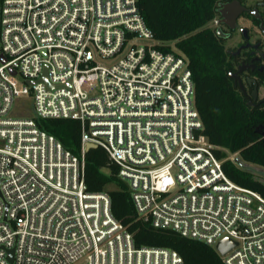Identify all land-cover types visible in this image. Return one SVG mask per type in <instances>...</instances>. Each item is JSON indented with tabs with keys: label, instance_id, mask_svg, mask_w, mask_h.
Returning a JSON list of instances; mask_svg holds the SVG:
<instances>
[{
	"label": "built area",
	"instance_id": "2783aa9c",
	"mask_svg": "<svg viewBox=\"0 0 264 264\" xmlns=\"http://www.w3.org/2000/svg\"><path fill=\"white\" fill-rule=\"evenodd\" d=\"M157 45L137 0H3L0 264H183L174 250L136 247L108 193L86 191L87 146L118 168L137 220L222 264H264V196L227 177L187 59ZM27 97L35 117L11 116ZM35 119L79 122V154ZM224 240L234 246L221 254Z\"/></svg>",
	"mask_w": 264,
	"mask_h": 264
},
{
	"label": "trees",
	"instance_id": "16d2710c",
	"mask_svg": "<svg viewBox=\"0 0 264 264\" xmlns=\"http://www.w3.org/2000/svg\"><path fill=\"white\" fill-rule=\"evenodd\" d=\"M242 0H137L145 25L165 52H177L188 61L195 87V105L203 134L219 149L227 177L234 183L264 196V181L250 166L264 169V102L248 106L228 76L226 54L215 30L208 23L219 14L220 4ZM3 0H0V9ZM264 86V76L260 78ZM37 126L53 135L65 149L80 152V124L69 119H35ZM227 150L238 163L228 159ZM84 183L89 193L107 192L111 213L132 235L134 245L176 251L183 264H222L209 246L181 237L171 230L155 229L137 220L127 185L118 168L100 148L85 154ZM113 185L114 189L107 187Z\"/></svg>",
	"mask_w": 264,
	"mask_h": 264
},
{
	"label": "flooded vegetation",
	"instance_id": "af4514ba",
	"mask_svg": "<svg viewBox=\"0 0 264 264\" xmlns=\"http://www.w3.org/2000/svg\"><path fill=\"white\" fill-rule=\"evenodd\" d=\"M233 2L220 4L214 30L226 54L228 76L237 93L248 106L256 107L264 102L260 96L264 89L260 84L264 76V0L236 1L239 7L230 9L224 18L221 5Z\"/></svg>",
	"mask_w": 264,
	"mask_h": 264
},
{
	"label": "rangeland",
	"instance_id": "374dc122",
	"mask_svg": "<svg viewBox=\"0 0 264 264\" xmlns=\"http://www.w3.org/2000/svg\"><path fill=\"white\" fill-rule=\"evenodd\" d=\"M215 20L211 21L210 23H208V27H210L211 29H215ZM260 96L264 97V89L260 90ZM11 116L13 117H35V112H34V108H33V99L31 97H27V98H20L14 101L12 110H11ZM229 160H234L237 158V155H232L230 154L227 150L222 149ZM252 167L256 172H264V169H261L260 167L257 166H250ZM257 177L264 181V176L260 175V174H256ZM109 190L114 189L113 185H109L107 187Z\"/></svg>",
	"mask_w": 264,
	"mask_h": 264
},
{
	"label": "water",
	"instance_id": "95a60500",
	"mask_svg": "<svg viewBox=\"0 0 264 264\" xmlns=\"http://www.w3.org/2000/svg\"><path fill=\"white\" fill-rule=\"evenodd\" d=\"M239 7V4L238 2H233L231 4H225V5H221V9H220V13L221 15L226 18L227 17V13L230 9H237ZM235 18V17H234ZM232 20H233V17H232ZM1 62L4 63L5 60L1 57ZM12 74L14 75L15 73L12 72ZM234 78L236 79V76H234ZM42 81L47 83L46 82V75H45V72L43 74V78H42ZM255 98V94L253 96ZM91 148H94L93 146H87V149H91ZM234 163H238V160L237 159H234ZM257 174H260L262 176H264V172H256ZM234 246V243H231L229 242L228 240H224L222 242L219 243V245L217 246V250L221 253V254H225L230 248H232Z\"/></svg>",
	"mask_w": 264,
	"mask_h": 264
}]
</instances>
